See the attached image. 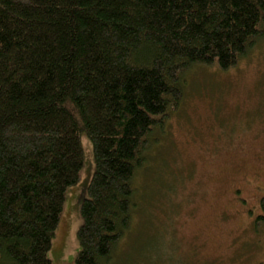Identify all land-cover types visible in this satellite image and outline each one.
Returning <instances> with one entry per match:
<instances>
[{
    "label": "trees",
    "instance_id": "16d2710c",
    "mask_svg": "<svg viewBox=\"0 0 264 264\" xmlns=\"http://www.w3.org/2000/svg\"><path fill=\"white\" fill-rule=\"evenodd\" d=\"M261 39L264 0H0V264H51L83 134L74 264H112L189 71L228 70Z\"/></svg>",
    "mask_w": 264,
    "mask_h": 264
},
{
    "label": "rangeland",
    "instance_id": "374dc122",
    "mask_svg": "<svg viewBox=\"0 0 264 264\" xmlns=\"http://www.w3.org/2000/svg\"><path fill=\"white\" fill-rule=\"evenodd\" d=\"M152 139L136 182L143 196L112 264H264V220L256 221L264 217V39L228 70L192 67ZM82 146L51 264H74L80 250V208L95 172L87 134Z\"/></svg>",
    "mask_w": 264,
    "mask_h": 264
}]
</instances>
